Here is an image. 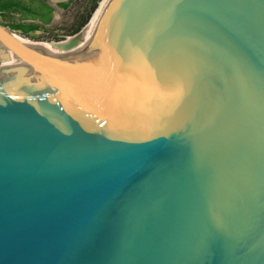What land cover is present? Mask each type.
<instances>
[{
  "label": "water",
  "instance_id": "1",
  "mask_svg": "<svg viewBox=\"0 0 264 264\" xmlns=\"http://www.w3.org/2000/svg\"><path fill=\"white\" fill-rule=\"evenodd\" d=\"M75 34L0 23V264H264V0H103Z\"/></svg>",
  "mask_w": 264,
  "mask_h": 264
},
{
  "label": "trees",
  "instance_id": "2",
  "mask_svg": "<svg viewBox=\"0 0 264 264\" xmlns=\"http://www.w3.org/2000/svg\"><path fill=\"white\" fill-rule=\"evenodd\" d=\"M70 1L56 3L58 7L65 8ZM98 0H92L88 10L73 29L75 34L87 21L94 10ZM53 8L45 0H0V20L2 25L7 26L24 36L34 37L37 31H45L46 25L51 21ZM58 40V39H56Z\"/></svg>",
  "mask_w": 264,
  "mask_h": 264
},
{
  "label": "rangeland",
  "instance_id": "3",
  "mask_svg": "<svg viewBox=\"0 0 264 264\" xmlns=\"http://www.w3.org/2000/svg\"><path fill=\"white\" fill-rule=\"evenodd\" d=\"M45 1L49 3L58 2V1L60 2L70 1V3L65 8L56 7L51 21L49 22V24L45 26L46 30L37 31L34 37L24 36L16 31L13 30L12 31L24 39H29L37 42H57L64 40L73 35L71 34L73 29L82 19L86 10H88V7L92 0H45ZM93 11L91 12L86 22L89 21ZM0 20L3 21L4 19L0 17ZM85 23L81 27H83ZM3 54L4 51L0 50V62L2 60Z\"/></svg>",
  "mask_w": 264,
  "mask_h": 264
},
{
  "label": "bare ground",
  "instance_id": "4",
  "mask_svg": "<svg viewBox=\"0 0 264 264\" xmlns=\"http://www.w3.org/2000/svg\"><path fill=\"white\" fill-rule=\"evenodd\" d=\"M103 0H99L98 4H97V7L95 8V10L93 11L90 19L88 22L85 23V25L83 27H81V29L71 38V39H74V41L76 42L80 36L85 32V30L87 29L90 21L92 20L95 12L97 11V9L99 8L100 4L102 3ZM18 36L24 43L28 44L29 46H48V45H55L53 44V42H48V43H35L33 42L32 40H29V39H24L22 38L21 36L19 35H16ZM58 46V45H57ZM60 46H63L62 44ZM5 50V49H4ZM2 50V51H4Z\"/></svg>",
  "mask_w": 264,
  "mask_h": 264
},
{
  "label": "flooded vegetation",
  "instance_id": "5",
  "mask_svg": "<svg viewBox=\"0 0 264 264\" xmlns=\"http://www.w3.org/2000/svg\"><path fill=\"white\" fill-rule=\"evenodd\" d=\"M58 2H60V1H58ZM58 2H56V3H58ZM49 3V2H48Z\"/></svg>",
  "mask_w": 264,
  "mask_h": 264
}]
</instances>
